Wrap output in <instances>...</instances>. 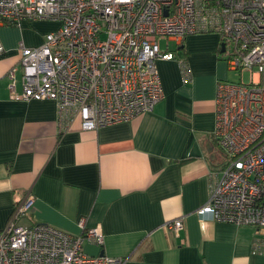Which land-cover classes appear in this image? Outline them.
Returning <instances> with one entry per match:
<instances>
[{
    "label": "crops",
    "instance_id": "0c3cea01",
    "mask_svg": "<svg viewBox=\"0 0 264 264\" xmlns=\"http://www.w3.org/2000/svg\"><path fill=\"white\" fill-rule=\"evenodd\" d=\"M59 27L49 20L0 27V232L31 193L22 224L80 236L83 219L105 236L103 245L85 243L90 256L104 252L126 264H264L254 227L197 213L209 199L210 171L223 162L213 137L217 84L229 73L219 36L192 35L175 49L164 41L162 49L186 59L191 78L184 80L177 61H159L165 98L152 112L96 131L76 120L62 131L55 101H14L8 87L16 67L17 92L23 90L19 43L39 47ZM179 218L180 232L165 229ZM259 241L264 247V237Z\"/></svg>",
    "mask_w": 264,
    "mask_h": 264
},
{
    "label": "built area",
    "instance_id": "2783aa9c",
    "mask_svg": "<svg viewBox=\"0 0 264 264\" xmlns=\"http://www.w3.org/2000/svg\"><path fill=\"white\" fill-rule=\"evenodd\" d=\"M38 20L60 27L39 47L19 43L23 90L17 92L16 67L8 87L14 101H55L62 131L76 120L96 131L152 112L165 98L159 61H177L184 80L191 78L186 59L161 42L217 34L229 70L249 71L251 81H218L213 137L223 162L210 171L209 199L197 213L264 237V0H0V27ZM5 53L0 41V60ZM34 201L27 193L0 232V264H126L85 253V243L103 245L105 236L83 219L80 236L22 224ZM183 226L179 218L165 229ZM259 238L257 252L264 248Z\"/></svg>",
    "mask_w": 264,
    "mask_h": 264
},
{
    "label": "rangeland",
    "instance_id": "374dc122",
    "mask_svg": "<svg viewBox=\"0 0 264 264\" xmlns=\"http://www.w3.org/2000/svg\"><path fill=\"white\" fill-rule=\"evenodd\" d=\"M162 47H165V42H162ZM169 48L170 49H175L176 45L175 42H170L169 43ZM229 69V68H228ZM229 73L227 75V80L231 81V82H244V83H249L251 81V73L249 71H245L242 74L238 73V72H234L231 70H228Z\"/></svg>",
    "mask_w": 264,
    "mask_h": 264
},
{
    "label": "water",
    "instance_id": "95a60500",
    "mask_svg": "<svg viewBox=\"0 0 264 264\" xmlns=\"http://www.w3.org/2000/svg\"><path fill=\"white\" fill-rule=\"evenodd\" d=\"M221 51H222V53L224 52V45H222V50ZM100 255H105V254H104V252H101Z\"/></svg>",
    "mask_w": 264,
    "mask_h": 264
},
{
    "label": "trees",
    "instance_id": "16d2710c",
    "mask_svg": "<svg viewBox=\"0 0 264 264\" xmlns=\"http://www.w3.org/2000/svg\"><path fill=\"white\" fill-rule=\"evenodd\" d=\"M9 25H11V24H9Z\"/></svg>",
    "mask_w": 264,
    "mask_h": 264
}]
</instances>
